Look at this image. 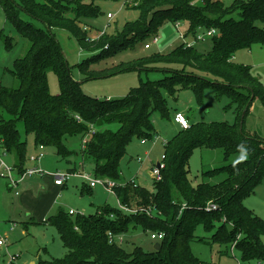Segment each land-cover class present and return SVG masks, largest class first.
<instances>
[{
	"label": "trees",
	"instance_id": "1",
	"mask_svg": "<svg viewBox=\"0 0 264 264\" xmlns=\"http://www.w3.org/2000/svg\"><path fill=\"white\" fill-rule=\"evenodd\" d=\"M96 1L0 0L7 20L30 44L27 53L14 62L12 74L18 85L9 87L0 81V137L7 153L14 155L19 173L25 170L28 155L27 138L23 140L17 128L19 121L24 123L25 134H34L36 146H53L63 157L74 153L66 146V138L84 136L93 125L94 132L79 153L94 160V175L118 180L127 147L134 138L153 140L158 134L153 113L170 120L168 97H175L181 88L191 87L199 101L206 88L219 96L228 95L235 118L233 122L191 123L177 131L164 146L166 167L153 190L135 182L116 187L120 204L137 212L106 205L75 219L61 211L44 220L56 227L68 252L63 258H38L36 264H209L191 249L195 240L208 243L196 236L200 225L214 230L213 242L235 244L243 260L264 261V219L244 204L264 179V138L245 129L254 100L259 98L264 105V83L251 66L232 60L239 50L264 44V0H235L231 5L222 0H139L134 6L139 11L137 19L127 21L121 30H104L94 39L85 19L101 13ZM22 12L42 25L24 20ZM236 12L240 19L228 18ZM166 22L185 23V39L216 29L211 37L213 46L201 51L183 40L167 52L91 69L100 59L140 43L150 44L148 40L157 37ZM55 29L69 31L84 51L94 53L77 64L87 79L130 70L167 74L142 81L122 98L93 97L82 88L85 80L78 82L69 74ZM3 32L0 40L12 48L13 38ZM50 71L58 75L59 94L49 91ZM112 124L119 126L113 130ZM196 148H222L227 157L245 151L248 158L204 172L206 177L221 172L226 175L215 184H194L188 165ZM88 189L92 190L84 185L82 192ZM209 202L216 208L207 209ZM141 209H152V213ZM132 226L145 232H163L164 237L157 241L160 249L146 252L136 245L128 251L123 246L126 241L110 242V232L127 234Z\"/></svg>",
	"mask_w": 264,
	"mask_h": 264
},
{
	"label": "rangeland",
	"instance_id": "2",
	"mask_svg": "<svg viewBox=\"0 0 264 264\" xmlns=\"http://www.w3.org/2000/svg\"><path fill=\"white\" fill-rule=\"evenodd\" d=\"M138 1L97 0L101 13L97 17L85 19V25L88 29L90 28L91 36L95 39L104 30L108 32L121 30L127 21L137 19L139 11L134 6ZM222 1L226 5H231L235 0ZM108 12L114 13L111 20L107 18ZM21 16L36 26L41 24L24 12L21 13ZM229 17L240 19L241 16L239 12H236L230 14ZM1 30L4 31L5 35L13 38L14 45L12 48H8L5 41L0 40V81L6 86L16 87L18 82L12 74L14 62L27 53L30 44L17 28L7 20L0 4ZM183 31V28L179 31L174 24L166 22L157 34V42L153 41V37L148 40L151 45L150 48H145V45L140 43L135 47L121 51L116 56L100 59L90 67L101 70L112 66V64L130 61L140 56L167 52L183 42L181 35ZM55 33L69 64V74L76 81L85 80L81 84L83 90L98 99L122 98L131 89L140 86L142 81L158 80L167 74L161 71L130 70L114 76L87 79V75L79 70L77 64L94 53L84 51L69 31L55 29ZM187 40L193 41L194 36H189ZM193 45L201 51H208L213 46V41L212 38H208L203 42L195 41ZM258 45L264 44L255 43L251 47L238 51L235 62L248 65L246 60L249 57V50ZM48 86L52 94L60 93L59 78L55 71L48 73ZM168 101L171 107L170 120L162 118L158 112L153 113L155 127L159 132L158 138L147 142L134 138L127 147V154L121 160L120 179L113 180L126 182L135 179L137 184L150 190L154 189L155 180L148 171L152 168V164L160 161L164 155L163 140L171 139L181 129L179 125L174 123L175 113L184 110L183 113L189 119L190 124L212 121L233 122L235 118L234 108L230 106L231 98L228 95L219 96L212 88H206L203 91L202 101L198 100L197 93L191 87L181 88L175 97L169 96ZM118 126V124H112L110 128L116 130ZM17 128L22 139L27 138L28 144L31 145L34 134H25L23 121L17 123ZM245 129L257 132L264 138V105L259 98L254 100L250 108L246 117ZM82 141L83 136L81 135L66 138V146L69 150L74 151L67 157L57 154L55 147L46 146V156L41 162L44 167L40 165V168L48 173L67 172L79 164L83 158L82 155H76L82 149ZM1 152L0 149V154ZM146 152L149 153V156L145 155ZM138 157H141L142 160L139 161ZM3 158L7 165L14 166L16 159L13 154H7ZM247 158L248 153L245 151L236 152L227 157L222 148H196L189 160V177L194 180V184L199 182L215 184L225 178L226 175L223 172L211 177H206L203 173ZM84 160L85 170L94 175V160L86 156H84ZM27 166L35 167L36 165L27 161ZM36 176L39 177L38 184H33L30 193L24 189L27 182L22 187L20 185L11 187L7 178L0 177V237L7 240V244L0 246V264H8L12 256H16L15 262L17 264H32L33 261L37 262L39 257L42 259L63 258L68 249L64 246L56 227L44 222V220L59 214L61 211L70 213V210H73L75 213L72 218L75 219L78 214L91 215L95 213L100 206L119 207L116 193L108 192L102 185H98L93 190L88 189L82 192L84 185L86 188L89 186L79 177H71L65 186L57 187L54 185V177L52 178L50 175ZM99 177L112 179L106 176ZM244 204L264 219V179L255 192L245 198ZM151 233V231L145 232L140 227L134 228L132 226L129 232L125 234L124 248L131 251L134 246L138 245L146 252L152 251L157 241L151 239ZM213 233L214 230L208 231L201 225L196 230V236L208 242L195 240L191 244L192 252L201 260L209 264H264V261L259 258L243 260L241 252L235 247V244L213 242L211 239ZM261 238L264 243V233Z\"/></svg>",
	"mask_w": 264,
	"mask_h": 264
},
{
	"label": "built area",
	"instance_id": "3",
	"mask_svg": "<svg viewBox=\"0 0 264 264\" xmlns=\"http://www.w3.org/2000/svg\"><path fill=\"white\" fill-rule=\"evenodd\" d=\"M107 17L109 20H111L114 17V13L109 12L107 14ZM175 27L180 31L185 29L183 26V23L177 22L175 24ZM185 33L186 30L182 32V39L186 41L189 45H193L195 41H205L208 38H211L213 35L217 33L216 29L212 28L209 30H205V32L199 31L196 36H194L193 41H188L185 39ZM157 38H154V42H157ZM151 45L147 44L145 45V48H150ZM174 123L179 125L181 129H187L190 127V122L187 116L183 112H177L175 113L173 117ZM94 127L93 125L90 126V130L86 135L83 136V141H82V149L86 147V144L89 140V137L91 134L94 132ZM158 136L156 135L153 139H157ZM168 140H163V144L167 143ZM45 144H40L38 145V151L32 155L29 156L28 160L31 161L32 163L36 164L35 167H25V170L22 173L17 172V169L15 166H9L6 164L4 161V156L7 155V151L4 148L3 145V140L0 137V149L2 150L0 154V177L7 178L11 187H16L19 185V183L26 177H32V176H46L50 175L54 177V182L58 186H63L71 177H79L83 179V181L90 187V188H95L98 185H102L108 192L115 193V188L118 186H124L127 182L131 183H136L135 179L128 180L126 182H116L113 179L109 178H102L96 175H93L89 172H87L84 168L83 163L80 164L79 168L76 170H68L67 172H54V173H48L46 171H43L37 163L40 162L46 155L45 153ZM138 160L141 161V157H138ZM166 167V161H165V154L163 155L162 159L158 161L157 163L153 164L152 168L150 169V175L153 177V179L158 182L163 179V170ZM17 173V174H16ZM119 207L123 210H130L133 212H137L138 209H130L119 202ZM216 208V205L212 202H209L207 205V209H213ZM141 211H146L148 214L152 213V209H141ZM71 214H74L75 212L73 210H70ZM151 239L159 241L164 237L163 232H152L150 235ZM109 240L112 243H118V244H123L126 241L125 234H115L113 232L109 233ZM7 244V240L4 237H0V246ZM16 261V256H12L8 264H12L13 262ZM16 263V262H15Z\"/></svg>",
	"mask_w": 264,
	"mask_h": 264
},
{
	"label": "crops",
	"instance_id": "4",
	"mask_svg": "<svg viewBox=\"0 0 264 264\" xmlns=\"http://www.w3.org/2000/svg\"><path fill=\"white\" fill-rule=\"evenodd\" d=\"M189 37V36H188ZM191 37V36H190ZM240 51V50H239ZM234 62L235 61H237L236 60V54H235V56L233 57V59H232ZM247 64L249 65V66H251V68H252V72L254 73V75H256L257 77H259L260 79H261V81L264 83V45H258V46H256V47H252V49H250L249 50V57L247 58ZM183 112H184V110H182ZM158 131V130H157ZM248 132H250V133H254L253 131H251V130H248ZM158 134H159V132H158ZM157 134V135H158ZM24 140V139H23ZM148 141V140H147ZM146 141V142H147ZM27 144H28V141H27ZM38 151V146H36V144H35V141H34V139H33V143L30 145V144H28V155H27V161H29L28 160V158H29V156L30 155H32V154H34V153H36ZM46 153V152H45ZM10 154H12V153H10ZM77 156H79V155H82V154H80V153H77L76 154ZM145 155L146 156H149V153L148 152H146L145 153ZM46 156V155H45ZM82 159L80 160V162H79V164H77V165H75L73 168H70L69 170H71V169H77V168H79V166H80V164L81 163H83V165H84V168H85V160H84V156L82 155ZM45 158V157H44ZM44 158L40 161V162H38L37 163V165L40 167V165H41V167H44L43 166V164L41 163L43 160H44ZM153 164H155V163H153ZM153 164H152V166H153ZM36 165V164H35ZM14 166H15V163H14ZM26 166H27V163H26ZM151 166V167H152ZM17 172H19L18 170H17ZM150 172V170L148 171V173ZM17 174V173H16ZM150 174V173H149ZM51 177V176H50ZM53 178V177H52ZM42 179H43V177H42ZM38 180H39V177L38 176H32V177H26V178H24L20 183H19V185L22 187V186H24L25 185V183H26V185L24 186V189H25V191L26 192H28V193H30L31 192V187L33 186V184L35 185V184H38ZM83 180V179H82ZM84 182V181H83ZM67 183V182H66ZM66 183L63 185V186H65L66 185ZM54 185L55 186H57V187H60V186H58V185H56L55 184V182H54ZM62 186V187H63ZM96 188V187H95ZM95 188H92V190L93 189H95ZM39 258H41V257H39ZM38 260V259H37ZM32 264H36V261H33L32 262Z\"/></svg>",
	"mask_w": 264,
	"mask_h": 264
},
{
	"label": "water",
	"instance_id": "5",
	"mask_svg": "<svg viewBox=\"0 0 264 264\" xmlns=\"http://www.w3.org/2000/svg\"><path fill=\"white\" fill-rule=\"evenodd\" d=\"M78 82H81V81H78ZM160 243L159 242H156L155 244H154V249L155 250H159L160 249Z\"/></svg>",
	"mask_w": 264,
	"mask_h": 264
}]
</instances>
